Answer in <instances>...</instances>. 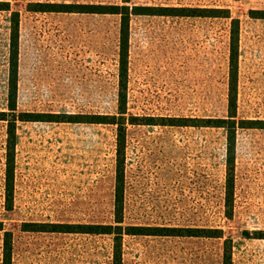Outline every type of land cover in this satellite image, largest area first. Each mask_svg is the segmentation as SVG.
<instances>
[{
	"label": "rangeland",
	"instance_id": "374dc122",
	"mask_svg": "<svg viewBox=\"0 0 264 264\" xmlns=\"http://www.w3.org/2000/svg\"><path fill=\"white\" fill-rule=\"evenodd\" d=\"M0 1L11 7L0 10V111L8 110L12 13L18 11L19 112L61 120L70 114L126 118L124 227L221 229L222 237L124 234L119 264H224L226 241L232 264H264V238L256 237L264 232V124L257 122L264 121V0ZM37 3L155 7L157 14L131 16L124 114L120 15L44 12ZM162 7L209 10L158 14L166 12ZM234 24L238 128L228 193L227 129L168 119H229ZM7 130L0 120V264L5 231L13 233L12 264H116L115 234L28 229L41 228L38 223L118 225V125L18 120L11 210Z\"/></svg>",
	"mask_w": 264,
	"mask_h": 264
},
{
	"label": "trees",
	"instance_id": "16d2710c",
	"mask_svg": "<svg viewBox=\"0 0 264 264\" xmlns=\"http://www.w3.org/2000/svg\"><path fill=\"white\" fill-rule=\"evenodd\" d=\"M130 0H124L129 2ZM40 7L36 9L38 11H64V12H81V13H99V14H117L121 18V28L119 37V56H120V113L124 114L123 106L126 104L127 94L124 93L123 88L127 86L128 71H129V41H130V20L134 14H157L154 11L155 7L152 6H131L129 4H95V3H37ZM167 15L177 16H191V15H203L202 11H208L209 9H191L186 7H162ZM0 10H11L9 1H0ZM196 10H201V13H193ZM214 12L221 9L214 8ZM236 21V20H234ZM233 21V23H234ZM234 26H237L234 24ZM19 28H20V14L18 11L12 13V34H11V67L12 73L9 79L8 89V103L6 111H0V120L7 121L8 123V153H7V170H6V185L8 191V205L7 208L11 210L13 208V191H14V171H15V153L17 145V122L18 120H57V121H71V122H92V123H113L118 125V148H117V185H116V201L115 212L116 222L118 225H103V224H83V223H38L41 228H34L28 230H40L50 232H82L87 234H115V259L114 262L119 264L120 257L116 258L122 250V238L124 234H145V235H191V236H215L222 237L220 234L221 229L210 228H182V227H146V226H126L124 227V166H125V143H126V131L127 121H125L124 115H92L87 117L84 114H70L67 118L69 120H61L64 117L57 116V119L53 114L45 115L44 113H31V112H19L17 104V76H18V45H19ZM237 29V30H236ZM238 42L239 31L238 26L232 28L231 35V55H230V71H229V91H228V110L229 119L217 118V119H197L196 124L187 123V118H184L186 123H179L181 118H170L172 125H196V126H216L225 127L228 132V170L229 177L227 179L228 193H232L234 189V151L235 141L237 133V122L235 119L237 112V83H238ZM126 109V107H125ZM122 110V111H121ZM47 117L48 119H46ZM87 118V119H86ZM193 120V119H190ZM259 124H264V121H257ZM132 123H138L132 121ZM243 127V126H242ZM30 227V225H25ZM3 222L0 221V230H3ZM185 232V233H184ZM13 233L11 231H5L4 238V261L3 264H12L13 253ZM256 237L264 238V232L257 233ZM229 241H226L224 252V264H232V247L228 245ZM119 261V262H117Z\"/></svg>",
	"mask_w": 264,
	"mask_h": 264
}]
</instances>
